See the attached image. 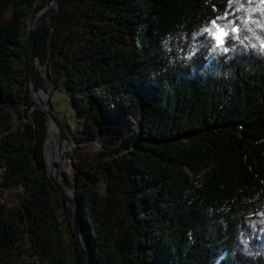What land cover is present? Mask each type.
Wrapping results in <instances>:
<instances>
[{"label": "trees", "instance_id": "1", "mask_svg": "<svg viewBox=\"0 0 264 264\" xmlns=\"http://www.w3.org/2000/svg\"><path fill=\"white\" fill-rule=\"evenodd\" d=\"M257 3L61 0L38 29L39 79L83 121L65 125L78 147L63 177L92 264H264L243 256L264 250V52L244 40ZM48 4L0 0V264H87L30 100V27ZM208 20L234 51L192 38Z\"/></svg>", "mask_w": 264, "mask_h": 264}, {"label": "water", "instance_id": "2", "mask_svg": "<svg viewBox=\"0 0 264 264\" xmlns=\"http://www.w3.org/2000/svg\"><path fill=\"white\" fill-rule=\"evenodd\" d=\"M61 0L50 2L31 22L29 45V73H30V100L32 104V113L40 110L47 114L50 125L47 142L45 145V155L47 160V173L50 179L58 187L62 196L67 200L68 205L73 211V228L76 234L80 251L87 261V264H92L91 253L88 248V243L83 234L82 224L79 215V203L76 198L75 191L64 184L63 167L69 157L76 151L75 142L69 137L65 126L62 124L59 116L56 114L51 99L53 92L47 90L39 79L40 63L36 57V35L38 29L45 24L50 17L59 9ZM59 137V143L56 148H53L54 155L50 157V143L52 141L51 133ZM56 156L58 158L56 159ZM57 161V163L55 162Z\"/></svg>", "mask_w": 264, "mask_h": 264}, {"label": "clouds", "instance_id": "3", "mask_svg": "<svg viewBox=\"0 0 264 264\" xmlns=\"http://www.w3.org/2000/svg\"><path fill=\"white\" fill-rule=\"evenodd\" d=\"M249 15L252 13H260L262 19L260 21H253L254 27L247 28V31L250 33V35H247L244 37V40H246L248 43L246 47H251L253 49H259L260 51L264 52V0H259V3L255 5V7H249L247 9ZM213 22L215 20H208L202 23L197 27V30L192 33V38L196 39L198 36H204V37H212V40L207 41L203 47L207 48L209 54L211 56H218L220 54H228L230 51H234V48L230 47H220L217 45V39L213 38L212 32L215 31L213 27ZM171 38V37H169ZM177 38L179 40L185 39V32L183 30L179 31L177 34ZM233 39H236V37H233ZM167 43H165V48H167ZM188 59H191V57H188ZM256 199H259V196L256 197ZM224 212H228L229 209H223ZM259 216L264 217V203H261L260 205V211L258 213ZM221 224L224 223L223 220L220 221ZM189 240L192 238V233H188ZM243 256L246 259H250L253 262H256L260 260L261 258H264V250H251L247 245H245L243 249ZM226 258V254L220 255L218 258H216L213 261V264H221V261Z\"/></svg>", "mask_w": 264, "mask_h": 264}, {"label": "rangeland", "instance_id": "4", "mask_svg": "<svg viewBox=\"0 0 264 264\" xmlns=\"http://www.w3.org/2000/svg\"><path fill=\"white\" fill-rule=\"evenodd\" d=\"M45 4H48L49 0H43ZM39 72L45 76V70L43 67L39 66ZM45 88L49 91L53 92V96L51 99L52 106L56 112V114L59 116L62 124L69 125L72 128H77L79 125V122H83L80 118L77 110L73 106L71 102V98L65 88H62L60 91H53L52 86H49V84H45ZM55 133L53 134V136ZM55 145H58L59 143V137L55 136ZM78 146H76L77 148ZM50 156L54 155V150H50ZM58 156H56V159ZM57 163V161H55ZM62 173H67L69 175H72V165L71 161L67 160L66 164L63 167ZM73 191V189H71Z\"/></svg>", "mask_w": 264, "mask_h": 264}, {"label": "snow or ice", "instance_id": "5", "mask_svg": "<svg viewBox=\"0 0 264 264\" xmlns=\"http://www.w3.org/2000/svg\"><path fill=\"white\" fill-rule=\"evenodd\" d=\"M213 27L215 29V31L212 32L213 38L217 39V37H219L217 39V45L223 47L225 44V38L228 36L229 33L227 29L223 28L216 22H213ZM233 31L238 32V29H233Z\"/></svg>", "mask_w": 264, "mask_h": 264}, {"label": "bare ground", "instance_id": "6", "mask_svg": "<svg viewBox=\"0 0 264 264\" xmlns=\"http://www.w3.org/2000/svg\"><path fill=\"white\" fill-rule=\"evenodd\" d=\"M53 134H54V132L52 131V133H51L52 141L50 143V150H53V148H56L58 146V145H55V139H54L55 135L53 136Z\"/></svg>", "mask_w": 264, "mask_h": 264}]
</instances>
